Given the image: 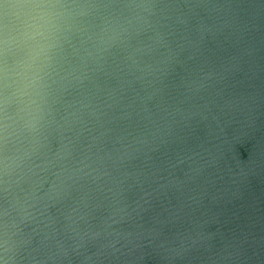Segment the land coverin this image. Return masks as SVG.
Listing matches in <instances>:
<instances>
[{"label":"water","instance_id":"1","mask_svg":"<svg viewBox=\"0 0 264 264\" xmlns=\"http://www.w3.org/2000/svg\"><path fill=\"white\" fill-rule=\"evenodd\" d=\"M149 2L131 48L163 71L110 50L63 94L36 174L0 164V264H264V0Z\"/></svg>","mask_w":264,"mask_h":264},{"label":"clouds","instance_id":"2","mask_svg":"<svg viewBox=\"0 0 264 264\" xmlns=\"http://www.w3.org/2000/svg\"><path fill=\"white\" fill-rule=\"evenodd\" d=\"M153 8L149 0H0V144L11 145L0 161L6 176L36 174L41 166L32 164L34 157L61 126L56 114L63 94L82 85L110 50L131 48V40L149 27ZM155 50L152 43L131 48L130 74L143 79L162 72L160 61L141 66L134 59ZM80 173L64 175L59 189Z\"/></svg>","mask_w":264,"mask_h":264}]
</instances>
